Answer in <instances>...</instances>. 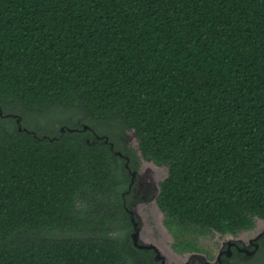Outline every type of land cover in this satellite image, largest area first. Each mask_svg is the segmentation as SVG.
Listing matches in <instances>:
<instances>
[{
    "label": "trees",
    "instance_id": "trees-1",
    "mask_svg": "<svg viewBox=\"0 0 264 264\" xmlns=\"http://www.w3.org/2000/svg\"><path fill=\"white\" fill-rule=\"evenodd\" d=\"M0 112V264H153L127 131L167 169L173 251L199 253L264 221V0H0Z\"/></svg>",
    "mask_w": 264,
    "mask_h": 264
},
{
    "label": "rangeland",
    "instance_id": "rangeland-1",
    "mask_svg": "<svg viewBox=\"0 0 264 264\" xmlns=\"http://www.w3.org/2000/svg\"><path fill=\"white\" fill-rule=\"evenodd\" d=\"M123 140L126 143L125 147L135 153L141 164V168L138 172L139 181L135 188V192L141 191L143 195L145 193V199H143L142 202L139 200L141 204H139L136 209V220L140 221H138L140 224L139 239L142 244L153 245L160 256L165 258V264H183L185 262H189V264H203V262L216 264L215 259L218 253L221 250L226 251L224 246L225 243L232 242L236 238H241L247 244V241L254 237L257 232L264 230V222L255 220L253 229L249 231H242L236 235L210 233L199 239V246L202 249L199 253L177 254L171 247L174 239L170 232L164 227L163 215L156 205V198L159 194V183L166 178L167 169L165 167H157L150 162H143L144 160L141 159L137 141L132 131H127L123 136ZM142 182H146L147 185L149 184V187ZM248 251H250V249H248ZM234 257L236 256H229V264H258L259 258L256 256V252L252 256H248L247 259H244L243 262L237 261Z\"/></svg>",
    "mask_w": 264,
    "mask_h": 264
},
{
    "label": "flooded vegetation",
    "instance_id": "flooded-vegetation-1",
    "mask_svg": "<svg viewBox=\"0 0 264 264\" xmlns=\"http://www.w3.org/2000/svg\"><path fill=\"white\" fill-rule=\"evenodd\" d=\"M12 117H14V116H12ZM16 124L18 125V128H19L20 127L19 124L17 122H16ZM84 127H86V129ZM88 129L89 128L87 126H83V130H88ZM67 130L69 132L76 131V129L75 130L74 129L73 130L67 129ZM59 131L61 133H63L64 129L60 128ZM91 134H92V136H97L92 130H91ZM122 146H123L122 148L125 151H130L129 148L125 147L126 143L124 142L123 139H122ZM116 155H117V153H116ZM117 156L120 157L122 160H124L123 169L125 171V175L128 176V178H129L128 184H127V188L122 193L123 208H124L125 212L127 213L128 217H129V221H130V224H131V229L133 230L132 223H131V217H133L134 218V222L137 223L138 234H139V225H140L139 222L140 221L138 220L139 221L138 222L136 220V211H137L136 209H137V206L139 204H141L139 202V200L142 202V200L145 199V196H144L145 193L143 195L141 191H136L135 192V188L137 187V184H138V181H139L138 172H139V170L141 168V164L139 163V160L137 158V160L136 159L133 160V163L130 166L129 165L130 164V160H129L128 157H126L125 155H123L121 153H120V155H117ZM143 162H148V161L144 160ZM147 171H148V169H147ZM142 183L147 185L146 182H142ZM148 185H147V187H149ZM139 195H142V196H139ZM129 235H131V233ZM263 239H264V230H261V231L257 232V234L254 237L249 239L247 241V244L241 238H236L232 242L225 243L224 246L226 248V251H222L221 250L218 253L219 258L217 259V257H216V259H215L216 264H229L230 259H228V258H229L230 255H232V256L235 255V256H237L239 258L244 257V256L248 257L247 256V252L252 251L254 249L255 245H257V249H258V244ZM131 244L134 247L132 241H131ZM138 245H145V244L141 243V241L139 239V235H138ZM146 245L150 246L151 244H146ZM151 246H153V245H151ZM134 248L137 249V250H143V251L150 252V256H151V260H152L153 264H165V258L163 256H162L163 260L162 259H156V251L154 249H151V248H149V249H139V248H136V247H134ZM247 248L250 249V251H248ZM252 255H250V256H252ZM183 264H189V262H185ZM203 264H210V263L203 262Z\"/></svg>",
    "mask_w": 264,
    "mask_h": 264
},
{
    "label": "water",
    "instance_id": "water-1",
    "mask_svg": "<svg viewBox=\"0 0 264 264\" xmlns=\"http://www.w3.org/2000/svg\"><path fill=\"white\" fill-rule=\"evenodd\" d=\"M0 114H1V112H0ZM16 122L19 124L20 118H17ZM84 128L86 129V127H84ZM18 130L22 131L21 127H19ZM105 142H107V140H105ZM110 148H112V145H110ZM117 155H120V153H117ZM131 223H132L133 230L131 232L130 239H131L134 247L139 248V249H149V248L154 249L156 251V259H162L163 260V257L160 256L159 252L157 251V249L155 247H153L151 245L150 246H148V245H146V246L145 245H138V235H139L138 234V228H137V223L134 222V218L133 217H131ZM256 249H257V245L254 246V249L252 251L247 252V256H250V255L254 254ZM218 258H219V255L217 256V259Z\"/></svg>",
    "mask_w": 264,
    "mask_h": 264
}]
</instances>
